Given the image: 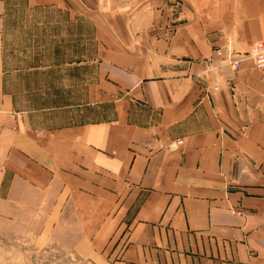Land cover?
<instances>
[{"label": "crops", "instance_id": "0c3cea01", "mask_svg": "<svg viewBox=\"0 0 264 264\" xmlns=\"http://www.w3.org/2000/svg\"><path fill=\"white\" fill-rule=\"evenodd\" d=\"M17 7L88 23L78 118L16 96L4 32ZM259 40L264 0H0V170L56 201L53 228L32 235L63 238L68 257L46 264H264V67L206 62Z\"/></svg>", "mask_w": 264, "mask_h": 264}, {"label": "rangeland", "instance_id": "374dc122", "mask_svg": "<svg viewBox=\"0 0 264 264\" xmlns=\"http://www.w3.org/2000/svg\"><path fill=\"white\" fill-rule=\"evenodd\" d=\"M78 22L51 9H13L4 32V49L12 80H20L21 89L27 91L16 94L21 105L44 110L39 113H49L56 120L63 110L79 117L84 86L94 80L95 63L91 29L84 23L80 30ZM13 177L9 171L0 170V264L66 261L63 238L37 240L32 235L53 228L43 222L48 208H52L48 205L51 199L43 200L24 186L18 189ZM12 185L17 189L10 191ZM68 226L60 225L59 229Z\"/></svg>", "mask_w": 264, "mask_h": 264}, {"label": "built area", "instance_id": "2783aa9c", "mask_svg": "<svg viewBox=\"0 0 264 264\" xmlns=\"http://www.w3.org/2000/svg\"><path fill=\"white\" fill-rule=\"evenodd\" d=\"M213 55L221 60L219 63L213 64L211 56H208L206 58L207 69H214L217 72H221L225 67H228L231 71H235L239 67L240 61L245 58L250 59L255 68H259L264 65V40L253 43L245 53L237 52L230 43L223 48H215ZM214 89L217 90L218 86L214 85ZM175 143L179 144L181 140L177 139Z\"/></svg>", "mask_w": 264, "mask_h": 264}, {"label": "bare ground", "instance_id": "6f19581e", "mask_svg": "<svg viewBox=\"0 0 264 264\" xmlns=\"http://www.w3.org/2000/svg\"><path fill=\"white\" fill-rule=\"evenodd\" d=\"M262 67H264V65ZM262 67H259V68H262ZM256 68H258V67H256Z\"/></svg>", "mask_w": 264, "mask_h": 264}]
</instances>
